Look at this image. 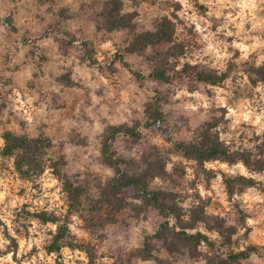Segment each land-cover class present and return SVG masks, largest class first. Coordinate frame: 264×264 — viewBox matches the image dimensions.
Returning a JSON list of instances; mask_svg holds the SVG:
<instances>
[{
  "label": "clouds",
  "instance_id": "obj_1",
  "mask_svg": "<svg viewBox=\"0 0 264 264\" xmlns=\"http://www.w3.org/2000/svg\"><path fill=\"white\" fill-rule=\"evenodd\" d=\"M0 264H264V0H0Z\"/></svg>",
  "mask_w": 264,
  "mask_h": 264
}]
</instances>
